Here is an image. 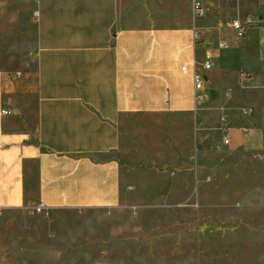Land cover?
Segmentation results:
<instances>
[{
	"label": "crops",
	"instance_id": "0c3cea01",
	"mask_svg": "<svg viewBox=\"0 0 264 264\" xmlns=\"http://www.w3.org/2000/svg\"><path fill=\"white\" fill-rule=\"evenodd\" d=\"M186 1L194 16L158 26L146 0H0V209L116 207L142 148L162 140L178 153L192 149L208 73L217 87L240 47L238 39L225 57L218 43L226 40L211 39L237 35L231 21L245 16L264 30V0ZM213 10L230 20L198 19ZM195 66L207 78L202 102ZM249 97L258 140L264 98ZM224 117L227 131L233 120ZM225 137L244 140L237 125Z\"/></svg>",
	"mask_w": 264,
	"mask_h": 264
},
{
	"label": "rangeland",
	"instance_id": "374dc122",
	"mask_svg": "<svg viewBox=\"0 0 264 264\" xmlns=\"http://www.w3.org/2000/svg\"><path fill=\"white\" fill-rule=\"evenodd\" d=\"M146 2L158 26L194 16L186 0ZM198 19L230 20L218 10ZM221 39L225 57L238 39L240 47L217 87L208 73L192 149L178 153L162 140L142 148L116 207L0 209V264H264V128L257 140L248 102L264 98V30L256 22L243 37L217 32L212 45ZM223 116L233 120L227 131ZM236 125L244 140L226 144Z\"/></svg>",
	"mask_w": 264,
	"mask_h": 264
},
{
	"label": "built area",
	"instance_id": "2783aa9c",
	"mask_svg": "<svg viewBox=\"0 0 264 264\" xmlns=\"http://www.w3.org/2000/svg\"><path fill=\"white\" fill-rule=\"evenodd\" d=\"M194 10L198 14L204 13V9L202 7L201 2L196 1L194 3ZM253 23H255V19L252 16H245L243 18L233 19L231 21V26L236 30L237 35L239 37H243L245 35L246 31L248 30V28H250V26H252ZM218 47L221 49H224L227 47V44L224 41H220L218 43ZM201 65H202V68H204L205 70L211 69L213 67L212 55L209 53H206ZM187 68H188L187 65L183 66L184 70ZM193 77H194V88H195V100H196V102H202L207 98V92L205 91V82H206L207 78L202 72H200L196 69V66L194 68ZM3 113L7 114V113H9V110H3ZM244 113L245 114L248 113L247 109H244ZM222 120L226 121V118L223 116ZM244 131L249 132V129L244 128ZM224 142L226 144H229L230 139L228 137H225ZM41 207H43V206H38L39 209Z\"/></svg>",
	"mask_w": 264,
	"mask_h": 264
}]
</instances>
